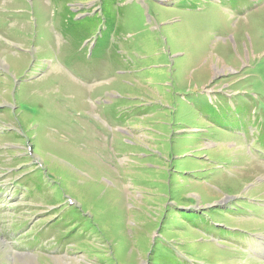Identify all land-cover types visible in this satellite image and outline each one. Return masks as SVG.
<instances>
[{"label": "rangeland", "instance_id": "obj_1", "mask_svg": "<svg viewBox=\"0 0 264 264\" xmlns=\"http://www.w3.org/2000/svg\"><path fill=\"white\" fill-rule=\"evenodd\" d=\"M256 139L264 0H0V264H264Z\"/></svg>", "mask_w": 264, "mask_h": 264}, {"label": "trees", "instance_id": "obj_2", "mask_svg": "<svg viewBox=\"0 0 264 264\" xmlns=\"http://www.w3.org/2000/svg\"><path fill=\"white\" fill-rule=\"evenodd\" d=\"M209 109L215 111V108L209 107ZM220 124H221V123H220ZM220 126H221V125H220ZM244 134H245V135L247 134L246 131L244 132ZM256 142L261 146L260 149H261V150H264V147H263L264 145L260 143V142L264 143V139H256ZM159 264H160V263H159ZM181 264H182V263H181Z\"/></svg>", "mask_w": 264, "mask_h": 264}]
</instances>
